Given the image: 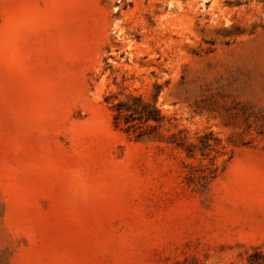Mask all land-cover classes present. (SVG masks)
Returning a JSON list of instances; mask_svg holds the SVG:
<instances>
[{
	"label": "rangeland",
	"instance_id": "374dc122",
	"mask_svg": "<svg viewBox=\"0 0 264 264\" xmlns=\"http://www.w3.org/2000/svg\"><path fill=\"white\" fill-rule=\"evenodd\" d=\"M0 264H264V0H0Z\"/></svg>",
	"mask_w": 264,
	"mask_h": 264
},
{
	"label": "trees",
	"instance_id": "16d2710c",
	"mask_svg": "<svg viewBox=\"0 0 264 264\" xmlns=\"http://www.w3.org/2000/svg\"><path fill=\"white\" fill-rule=\"evenodd\" d=\"M158 92L153 95L151 101H145L140 96L129 95L124 101H118L112 106L113 123L116 128H120L125 132L132 131L134 138L140 140L143 138H150L157 134V130L163 122L164 117L156 107ZM174 141L178 148H185L187 155L192 156L197 149L201 157L213 159L211 155L215 151V144L211 143L210 134L204 135L199 140V145L191 144L184 145L183 140ZM173 143V142H172ZM211 156V157H210ZM213 166V164H212ZM216 168H212L208 174L201 176V185L207 184L214 174Z\"/></svg>",
	"mask_w": 264,
	"mask_h": 264
}]
</instances>
